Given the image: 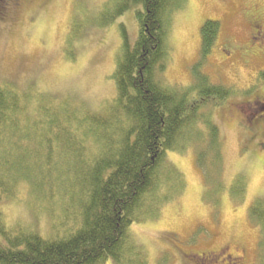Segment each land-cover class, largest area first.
I'll list each match as a JSON object with an SVG mask.
<instances>
[{
    "label": "trees",
    "instance_id": "obj_1",
    "mask_svg": "<svg viewBox=\"0 0 264 264\" xmlns=\"http://www.w3.org/2000/svg\"><path fill=\"white\" fill-rule=\"evenodd\" d=\"M131 2L141 6L139 36L131 47L121 25L117 94L106 108L92 112L69 99L0 83V201L15 199L25 186L50 220L46 237L24 225L12 231L0 212V264H149L130 227L157 218L184 191L183 175L166 162L168 152L195 150L214 204L227 189L223 139L205 107L237 89L212 83L199 69L220 22L203 24L195 84L179 89L164 84L160 74L170 60L173 17L188 0H119L108 20ZM6 14L0 2V20ZM261 81L264 70L257 75ZM247 193L245 178L236 176L229 187L234 203L242 204ZM248 217L259 228L258 260L264 264V198L251 201Z\"/></svg>",
    "mask_w": 264,
    "mask_h": 264
},
{
    "label": "rangeland",
    "instance_id": "obj_2",
    "mask_svg": "<svg viewBox=\"0 0 264 264\" xmlns=\"http://www.w3.org/2000/svg\"><path fill=\"white\" fill-rule=\"evenodd\" d=\"M0 2L7 9L0 20V83L21 91L32 88L57 101L69 99L92 112L115 98L113 73L124 42L121 25L134 46L139 4L131 2L108 20L119 0ZM207 20H218L221 30L199 69L212 83L237 89L220 104L205 107L223 139L222 181L227 189L214 204L207 198L195 150L168 152L166 162L183 175L184 191L157 218L130 227L131 239L149 264H261L260 232L248 208L256 197L264 198V81L257 82L264 70V0H188L173 17L170 60L160 74L164 84L179 89L195 84L193 67L200 59L201 28ZM238 175L245 178L248 191L242 204L229 194ZM37 201L25 186L15 199L3 198L0 212L7 226L16 231L24 225L49 237L50 220L44 203Z\"/></svg>",
    "mask_w": 264,
    "mask_h": 264
},
{
    "label": "flooded vegetation",
    "instance_id": "obj_3",
    "mask_svg": "<svg viewBox=\"0 0 264 264\" xmlns=\"http://www.w3.org/2000/svg\"><path fill=\"white\" fill-rule=\"evenodd\" d=\"M19 2H20V0H15V4H16V6L19 5ZM24 2H25V1H24ZM255 28H256L257 33H258L259 35H261V33H260L261 31H259V26L255 24ZM258 31H259V32H258Z\"/></svg>",
    "mask_w": 264,
    "mask_h": 264
}]
</instances>
